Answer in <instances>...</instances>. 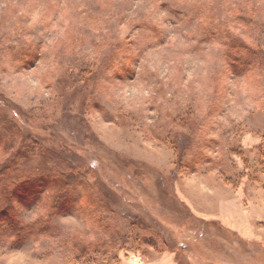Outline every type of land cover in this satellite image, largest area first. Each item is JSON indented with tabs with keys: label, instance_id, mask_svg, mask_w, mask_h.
Listing matches in <instances>:
<instances>
[{
	"label": "rangeland",
	"instance_id": "374dc122",
	"mask_svg": "<svg viewBox=\"0 0 264 264\" xmlns=\"http://www.w3.org/2000/svg\"><path fill=\"white\" fill-rule=\"evenodd\" d=\"M11 162L0 264H264V0H0Z\"/></svg>",
	"mask_w": 264,
	"mask_h": 264
},
{
	"label": "trees",
	"instance_id": "16d2710c",
	"mask_svg": "<svg viewBox=\"0 0 264 264\" xmlns=\"http://www.w3.org/2000/svg\"><path fill=\"white\" fill-rule=\"evenodd\" d=\"M31 150V149H30ZM33 150V149H32ZM13 163L11 162L10 165H7L0 169V175H5L8 173V171H11V166ZM43 178V174L37 175L36 178H31L29 176H22L21 178L17 177L14 184V190H8L12 191L13 194H15V190L17 189L20 195L23 194H29V193H38L42 194L44 191V188L46 186V182L44 184L41 183V180ZM57 179V180H56ZM45 180L52 182V181H58L61 179L57 176V174H49L45 176ZM6 188V189H7ZM8 194V192H6ZM17 193V191H16ZM37 194V195H38ZM5 196L2 194V199H0V202L3 203V206L0 203V242L5 243V241L13 240H27L29 237L33 238L35 242H37V238L35 235H28L33 229V226L25 225L24 222L21 221V219L18 218V214L20 211V205H18L17 202L13 201V203H8L3 197ZM20 204V203H19ZM36 230H39L40 227H35ZM14 232L13 235H8L7 232ZM29 236V237H28ZM86 255H79L80 260H84L85 262H89V260H92L91 257V251H86ZM96 255V254H94Z\"/></svg>",
	"mask_w": 264,
	"mask_h": 264
}]
</instances>
